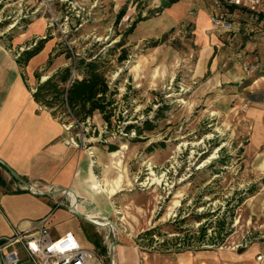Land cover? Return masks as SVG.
<instances>
[{
    "label": "rangeland",
    "instance_id": "1",
    "mask_svg": "<svg viewBox=\"0 0 264 264\" xmlns=\"http://www.w3.org/2000/svg\"><path fill=\"white\" fill-rule=\"evenodd\" d=\"M168 2L97 4L77 13L76 0H0V19H15L9 31L19 29L24 16L42 17L59 52L67 57L69 45L76 62L97 57L118 92L116 116L104 132L164 111L139 141H132L131 131V154L116 160L117 166L120 160L131 166V210L132 201L146 206L140 217L146 229L131 231L142 252L200 264H264V132H256L251 115L264 111V28L241 26L234 38L214 26L207 0L185 7ZM121 9L124 15L116 21ZM201 10L211 20V38L222 43L213 54L196 31ZM100 125L97 117L72 132L86 139ZM109 221L121 229L117 220ZM203 226L207 238L200 240ZM106 229L112 242L111 226ZM150 230L151 236L142 235Z\"/></svg>",
    "mask_w": 264,
    "mask_h": 264
},
{
    "label": "crops",
    "instance_id": "2",
    "mask_svg": "<svg viewBox=\"0 0 264 264\" xmlns=\"http://www.w3.org/2000/svg\"><path fill=\"white\" fill-rule=\"evenodd\" d=\"M76 1L86 9L106 3L119 8L133 2ZM207 1L211 11L213 0ZM192 2L177 0L175 5L180 3L185 7ZM226 10L231 27L224 32L230 33L229 36L240 37L237 32L240 27L252 23L264 28V6L259 13H252L245 4L229 6ZM211 27L208 14L201 10L196 17V31L208 54L215 52L217 42L222 44L217 37L211 38L208 33ZM18 28L11 31L0 28V176L3 180L0 184V238L27 233L34 222L46 219V227L53 239L71 232L78 244L91 253V259L85 264H105L111 244L106 229L109 223L105 220L114 218L121 227L114 246V264H195V261L200 264L199 259L190 260L175 254H147L131 240V231H144L147 225L146 220L140 218L141 213L146 212L145 205L132 201L131 210V166L121 160L120 166L122 163L123 167L116 164L117 159L131 154V141L110 138L102 129L105 123L101 116L94 113L90 121L94 123L97 117L101 120L100 132L88 134L80 148L66 145L65 142L75 132L65 130L47 108L36 103L32 90L59 69L69 66L70 60L57 49L58 39L49 35L44 18L37 16L25 28ZM42 39L46 41L41 51L25 66L21 65L19 58L22 52ZM208 41L213 45H206ZM251 115L256 120V132H264V111L256 110ZM105 142L115 143L117 151L108 152ZM126 147L127 150H124ZM113 153H118V156H113ZM6 168L21 181L15 180ZM119 175L122 178L117 184ZM25 184L40 194L29 192ZM65 189L74 196L63 193ZM57 191L62 192L55 193ZM70 204L75 212L93 219L98 226L74 216L69 211ZM18 251L20 262L23 260L25 264H31L22 249Z\"/></svg>",
    "mask_w": 264,
    "mask_h": 264
},
{
    "label": "trees",
    "instance_id": "3",
    "mask_svg": "<svg viewBox=\"0 0 264 264\" xmlns=\"http://www.w3.org/2000/svg\"><path fill=\"white\" fill-rule=\"evenodd\" d=\"M176 2L177 0H169L168 4ZM123 15L124 9H121L116 15V21L120 20ZM30 21L31 19L21 20L18 22V27L24 28ZM136 23L130 25L127 33L133 31ZM9 24V21L4 20L0 22V28H6ZM45 41V39L38 40L28 50L23 51L19 63L25 66L30 58L41 51ZM67 58L69 59L70 56L68 55ZM117 93L116 85L111 86L109 84L97 57L92 59V55H89L88 58L79 60L74 65L70 63L69 66L59 69L44 82L39 83L32 93V97L40 106L47 108L51 115L63 125L74 122L86 125L87 122H90L93 114L98 113L109 129L112 118L116 114ZM163 118L164 111L158 110L151 120L146 118L140 124H127L123 127V131L129 133L133 130L135 137L132 138V141L137 142L144 132L153 131L156 128V122ZM76 129L75 124H73L72 130ZM119 138L131 141L128 136H119ZM104 145L108 152H115L118 149V146L112 142H105ZM0 184H3L1 176ZM207 232L206 226L201 227L198 238L200 240L206 239ZM152 233L153 231L150 230L142 235L151 236ZM223 240L224 238H221V242Z\"/></svg>",
    "mask_w": 264,
    "mask_h": 264
},
{
    "label": "built area",
    "instance_id": "4",
    "mask_svg": "<svg viewBox=\"0 0 264 264\" xmlns=\"http://www.w3.org/2000/svg\"><path fill=\"white\" fill-rule=\"evenodd\" d=\"M69 4L72 3L69 2ZM240 4H245L252 13H259L264 6V0H213L211 16L214 26L224 28L225 30L230 29L231 24L228 20L229 15L226 8ZM46 6L48 8L47 4ZM80 11H85V7L83 5L77 6V13ZM24 19L28 20L31 18L24 16V18H21L19 21ZM66 19L67 18H65V20ZM4 20L10 22L6 28L11 25L16 26L13 22L15 19H12V17H4L3 19H0V22ZM66 48L67 54L70 56V63L74 65L76 58L72 49L69 45H67ZM34 91L35 90H32V92ZM115 116L113 118H115ZM73 124H75V128L81 129L83 126H87L89 122H87L86 125L74 122L68 125L64 124L63 126L65 130L68 131L72 129ZM106 133H108L112 139L119 136H128L131 138V132L125 133L123 128L114 132L112 131ZM132 134L134 135V132ZM81 136H84L83 132H75L73 136L65 142V144L80 148L84 142V137L81 139ZM90 157L92 159V163H94L93 156L91 155ZM28 191L33 194H40V192L32 187L28 189ZM17 245L20 246L25 256L33 264H85L91 259V253L78 244L71 232H66L61 237L53 239L46 227V219L34 222L33 227L27 233H17L10 237L0 238V264L20 263V255L16 247Z\"/></svg>",
    "mask_w": 264,
    "mask_h": 264
},
{
    "label": "water",
    "instance_id": "5",
    "mask_svg": "<svg viewBox=\"0 0 264 264\" xmlns=\"http://www.w3.org/2000/svg\"><path fill=\"white\" fill-rule=\"evenodd\" d=\"M6 169H8V168H6ZM8 171H9V173L12 175V177L15 179V180H17V181H21V179L13 172V171H11L10 169H8ZM25 187L27 188V189H30L31 188V186L29 185V184H25ZM63 191V193L64 192H66V193H69V194H71L72 196H74L73 195V193L70 191V190H62ZM62 191H57V192H55V193H61ZM75 198V197H74ZM75 200V199H74ZM75 202H76V200H75ZM73 205L72 204H70L69 205V211L74 215V216H76L77 218H79V219H81V220H83V221H85V222H87V223H89V224H92V225H95V226H98V224H96L94 221H93V219H89V218H87V217H85V216H83V215H81V214H79V213H77V212H75L74 210H73ZM106 222H108L109 224L108 225H110L111 226V229H112V234H113V241L111 242V244H110V246H109V249H108V259H109V264H114V261H113V252H114V246H115V244L117 243V231H116V227H115V224L113 223V222H111V221H109V220H105Z\"/></svg>",
    "mask_w": 264,
    "mask_h": 264
}]
</instances>
